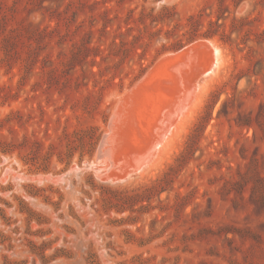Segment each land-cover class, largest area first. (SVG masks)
<instances>
[{
    "label": "rangeland",
    "instance_id": "1",
    "mask_svg": "<svg viewBox=\"0 0 264 264\" xmlns=\"http://www.w3.org/2000/svg\"><path fill=\"white\" fill-rule=\"evenodd\" d=\"M169 97L197 104L169 149L102 179L144 164ZM0 264H264V0H0Z\"/></svg>",
    "mask_w": 264,
    "mask_h": 264
},
{
    "label": "bare ground",
    "instance_id": "2",
    "mask_svg": "<svg viewBox=\"0 0 264 264\" xmlns=\"http://www.w3.org/2000/svg\"><path fill=\"white\" fill-rule=\"evenodd\" d=\"M200 42V41H199ZM199 42H198V45H199ZM203 42H205V41H203ZM205 46L207 45L208 46V51H209V47H211L212 49V51H211V57H210V64H209V60H208V64H209V66H208V68L206 69V70H204L203 69V67H202V69L204 70V73H203V76L205 77V79H206V76H209L210 74H212V73H214L215 72V70L218 68V67H220L219 65H220V63H221V51H220V49L213 43V42H210L209 41V43H207V44H204ZM203 45V46H204ZM197 46V45H196ZM201 46V45H200ZM198 47V46H197ZM188 49H190V48H188ZM197 50H199V49H197ZM188 51V50H187ZM190 52L191 51H195V48H192L191 50H189ZM187 53H189V52H187ZM176 54V53H175ZM183 54H184V52H183ZM203 54V53H202ZM178 55V54H177ZM185 55V54H184ZM200 55V54H199ZM198 55V56H199ZM168 56V55H167ZM169 56H171V58H173L172 57V55L171 54H169ZM183 57L181 56V59H182ZM201 58V57H200ZM185 59V58H184ZM184 59L182 60V61H184ZM187 59V58H186ZM203 59V58H202ZM206 59V58H205ZM167 60V59H166ZM178 60H179V58H178ZM174 61H176V60H174ZM191 61H192V59H191ZM190 61V62H191ZM178 62V61H177ZM188 62V61H187ZM199 62H202V61H200L199 60ZM197 63V62H196ZM195 63V64H196ZM205 63V62H204ZM206 65H207V63H205ZM222 64V63H221ZM165 65V64H164ZM168 65V64H167ZM174 65H175V62H174ZM204 65V64H203ZM189 67V66H188ZM191 67V66H190ZM189 67V68H190ZM192 67H193V65H192ZM200 67V66H199ZM199 67H197V68H199ZM156 68V67H155ZM195 68V67H194ZM186 69V68H185ZM200 69V68H199ZM169 70H173V69H170L169 68ZM186 70H190L191 71V68L190 69H186ZM185 70V71H186ZM201 70V69H200ZM199 70V71H200ZM161 71V70H160ZM159 71V72H160ZM162 71H164V70H162ZM166 71V70H165ZM168 72V71H167ZM173 72V71H172ZM192 72V71H191ZM190 72V73H191ZM194 72V71H193ZM201 72V71H200ZM218 72V71H217ZM185 73V72H184ZM183 73V74H184ZM198 72L196 71V74H197ZM160 75H161V73H159ZM171 74V73H170ZM173 74H175V73H173ZM177 74V73H176ZM214 74H216V72L214 73ZM164 75H166V74H164ZM163 74H162V76H163V78H165V76H164ZM169 75V74H168ZM167 75V76H168ZM192 75H193V73H192ZM191 75V76H192ZM199 75H201V74H199ZM186 76H188L187 74H186ZM198 76V75H197ZM152 77H154L153 76V73H152ZM156 77H157V74H156ZM161 77V76H160ZM193 77V76H192ZM191 77V78H192ZM195 77V76H194ZM193 77V78H194ZM201 77H202V75H201ZM200 77V78H201ZM159 78V77H158ZM157 78V79H158ZM162 78V77H161ZM166 78H168V77H166ZM172 78V77H171ZM185 78V77H184ZM199 77H196V80L198 79ZM202 79V78H201ZM204 79V78H203ZM154 80H156L155 78H154ZM161 80V79H160ZM171 80H173V79H171ZM188 81H189V79H188ZM193 81H195V80H193ZM202 81H204V80H202ZM163 82V81H162ZM165 83H166V81H164ZM205 82V81H204ZM158 83V82H157ZM172 83H174L173 85H175V82L173 81ZM194 83V82H193ZM137 84V83H136ZM151 84V83H150ZM168 84H171V83H168ZM167 84V85H168ZM197 84V83H196ZM158 85V84H157ZM162 84H160V86H161ZM178 85V84H177ZM176 85V86H177ZM205 85H206V83H204V84H201L200 82H199V84L197 85L198 86V92H196L197 94L195 95L196 96V100L194 101L195 103H197V101L200 99V97H201V93L203 92L202 90H204L205 89ZM159 86V87H160ZM163 86V85H162ZM161 86V87H162ZM151 87V86H150ZM153 87H154V85H153ZM157 87V86H156ZM155 87V88H156ZM163 87H165V86H163ZM161 88V89H164V88ZM190 88V87H189ZM169 89H171V91H172V87L171 88H168V90ZM175 90L176 89H178V88H174ZM184 89V88H183ZM193 89H195V88H193ZM160 90V89H159ZM158 90V91H159ZM166 90H167V87H166ZM186 90H189L188 88L186 89ZM162 91V90H161ZM166 92H170V90L169 91H166ZM176 92V91H175ZM187 92V93H186ZM194 92V91H193ZM143 93V92H142ZM144 93H146V94H148L149 95V92L147 93V92H144ZM154 93V92H153ZM158 93V92H157ZM156 93V94H157ZM173 93V92H172ZM185 93L186 94H188L189 93V91H185ZM195 93V92H194ZM140 94V93H139ZM159 94V93H158ZM168 94V93H167ZM186 94H185V96H186ZM190 94H191V91H190ZM169 95H172V94H168V96ZM173 95H174V93H173ZM137 96V94H135V97ZM142 96V95H141ZM147 96V95H146ZM145 96V97H146ZM151 96L153 97V95H152V92H151ZM157 96H159V98H160V95H157ZM162 96H163V93H162ZM164 96H165V94H164ZM181 96V95H180ZM184 96V97H185ZM189 98H190V96L191 95H187ZM187 96H186V98H187ZM133 97V96H132ZM131 97V98H132ZM142 97H144V96H142ZM144 97V99H146ZM149 97H150V95H149ZM156 97V96H155ZM154 97V98H155ZM171 97H173V96H171ZM175 98H176V96H174ZM130 98V97H129ZM131 98L129 99L130 101H129V103H131V104H133V102L132 101H134L135 99L137 100V98H133L132 100H131ZM141 97H140V95H139V98L138 99H140ZM147 98H148V96H147ZM166 98H168V97H166ZM165 98V99H166ZM170 98V97H169ZM186 98H183V102H184V99H186ZM143 99V98H142ZM153 99V98H152ZM157 99V98H156ZM155 99V100H156ZM149 100L150 101H153V100H151L150 98H149ZM176 100V99H175ZM143 101V100H142ZM142 101L140 102V103H142ZM169 100H167L166 102L165 101H162L161 103H158V101H157V103L158 104H161L160 106H158V107H160V113H158L159 114V122L160 121H162L163 120V123H165V122H167L166 121V116L168 115V116H170L172 119L169 121V124H168V127H169V129L167 128V130L165 129L166 128V126L164 127V130L163 129H159V131H155V133H154V136H153V138L155 139V144L153 145V147H151L150 149H149V151H148V155H146L147 156V158H146V156H145V159H144V164L141 166V167H139V168H137V169H132L131 170V172L132 173H124V174H121L120 176H119V178L117 179V178H112V176H113V174H114V172H112V176L110 175V177H108V176H105L104 175V169H105V167L106 168H114V164L110 161V160H104L103 161V157H107V155L109 154L108 153V148L110 147V145H109V142H110V140H109V136H108V138H106V140L105 141H103V143H102V145H101V150L102 151H100V157H102L101 159V161L99 162V164H94L93 166V168H95V170H96V172L100 175V177H102V179H111L112 180V182H116V181H119L120 182V180H122V181H124V180H126V178H128L129 177V179H130V177H131V175H133L134 173H138V172H140V171H142V172H145V170L144 169H147L148 167H151V165H153L158 159H160V157L162 156V154L163 153H165L168 149H169V147H170V144H171V141H172V139H173V133H174V131H175V133H179L181 130H182V128L185 126V124H186V122L189 120V118L191 117V115L193 114V112H194V109H195V106L197 105V104H195L194 102V104L192 103V105L190 106V105H184V106H181V107H183V108H181L180 106H178L177 104H176V102H172V100H171V98H170V101L172 102L171 104H168L167 102H168ZM178 101V100H177ZM188 101H191V100H188ZM136 102V101H135ZM137 102H139V100L137 101ZM144 102V101H143ZM149 102V101H148ZM154 102V101H153ZM164 102H165V104H164ZM180 102H182V100L180 101ZM129 103H127V104H129ZM156 103V104H157ZM191 103V102H190ZM126 103L124 104V105H122V106H124V108L126 107V106H128ZM130 104V106H132ZM150 104V103H149ZM155 104V105H156ZM119 105V104H118ZM151 105H154V104H150V106ZM198 105H199V103H198ZM135 106V105H134ZM140 107H141V104L139 105ZM147 106H149L148 104H146V106L145 107H147ZM116 107V106H115ZM142 107H144V106H142ZM144 107V108H145ZM155 107V106H154ZM127 108V107H126ZM134 108V107H133ZM133 108H132V110H133ZM139 108V107H138ZM148 108V107H147ZM198 108V107H197ZM128 109V110H127ZM126 110L129 112V111H132V110H129V108H127ZM149 109V108H148ZM151 109H152V107H151ZM154 109V108H153ZM152 109V110H153ZM114 110H115V108H114ZM135 110V109H134ZM150 110V109H149ZM152 110H150V111H152ZM158 110V111H159ZM124 111V110H123ZM137 111V109L135 110V112ZM140 112H141V110H139ZM155 112H156V108H155V111H154V113H153V115L152 116H154L155 115ZM114 113V112H113ZM143 113V112H142ZM142 113H139L138 112V115L139 114H141L142 115ZM149 114V113H148ZM147 114V115H148ZM156 114H157V112H156ZM161 114V115H160ZM124 115V114H123ZM146 115V114H145ZM144 114H143V116H145ZM147 115L145 116V118H147ZM150 115V114H149ZM127 116V115H126ZM126 116H125V118H123L124 120L125 119H127L126 118ZM152 116H149V118H151L152 119ZM155 116H157V115H155ZM121 118H122V116H121ZM128 118H129V116H128ZM123 119H121V121L123 120ZM130 119V118H129ZM135 119H137L138 120V118H135ZM139 119H141V118H139ZM148 119V118H147ZM150 119V120H151ZM154 120L156 119V118H153ZM158 119H156V120H158ZM124 120H123V122L122 123H124ZM150 120H148V122L150 121ZM155 120V121H156ZM120 121V122H121ZM140 121V120H139ZM142 121V120H141ZM144 121V120H143ZM146 121V120H145ZM152 121V120H151ZM121 123V124H122ZM130 123H132L131 121H130ZM130 123L128 124L129 126H130ZM134 123V122H133ZM157 124H156V126L158 125V121L156 122ZM143 124V123H142ZM146 124H148V123H146ZM155 124V123H154ZM123 125V124H122ZM138 125H141V124H138ZM149 125V124H148ZM165 125V124H164ZM125 126V125H124ZM124 126H123V128H124ZM151 126V125H150ZM119 127H121V126H119ZM126 127V126H125ZM139 127V126H138ZM153 127H155L154 125H153ZM174 127V128H173ZM122 128V127H121ZM121 128H120V131H123V130H121ZM130 128H131V126H130ZM137 128V127H136ZM173 128V129H172ZM129 129V128H128ZM135 129V128H134ZM148 129V130H147ZM152 129H154V128H152ZM151 129V131L152 132H154L153 130ZM171 129H172V131L173 132H171ZM113 130V129H112ZM127 130V129H126ZM136 130V129H135ZM142 130V129H141ZM140 130V131H141ZM146 130L147 131H150L149 130V127L148 128H146ZM145 129H144V131H146ZM134 131V130H133ZM150 131V133H152ZM131 132V131H130ZM130 132H128V133H130ZM122 133V132H121ZM125 133H126V131H125ZM133 133V132H132ZM136 132H134V134H135ZM146 133V132H145ZM149 132H147V134H148ZM122 134H124V132L122 133ZM134 134H132V136L134 135ZM147 134H145L144 136H146ZM125 135V134H124ZM130 136V135H129ZM117 137V136H116ZM115 137V139H117ZM136 137V134H135V136H134V138ZM138 137V136H137ZM142 137H143V135H142ZM146 137H148V136H146ZM132 139H133V137H131ZM145 138V137H144ZM149 139H151L150 138V136L148 137ZM123 139V138H122ZM128 139V138H127ZM130 139V138H129ZM128 139V140H129ZM118 140V142L120 141V138L119 139H117ZM136 140V139H135ZM141 140L143 141V139H140L139 141L141 142ZM145 140H147L146 138H145ZM116 141V140H115ZM126 141V140H125ZM117 142V141H116ZM124 142V141H123ZM136 142V141H135ZM135 142H133V144L135 143ZM125 144H126V146L128 145V143L129 142H124ZM132 143V142H131ZM139 143V142H138ZM143 143V142H142ZM109 145V146H108ZM121 146L123 145V144H120ZM141 145H143V144H141ZM149 145H151V144H149ZM125 146V147H126ZM136 146V145H135ZM138 146V145H137ZM137 146H136V148H137ZM120 146H119V144H118V148H119ZM123 147V146H122ZM121 147V148H122ZM147 148H148V146H147ZM123 149H124V147H123ZM110 150V149H109ZM129 150H130V148H129ZM136 150H139L138 148L136 149ZM132 151V150H131ZM113 152V151H112ZM140 152H141V150H140ZM135 152H133V154H134ZM137 154H138V152H136ZM125 154H126V152H125ZM132 154V155H133ZM111 155V154H110ZM139 155V154H138ZM109 156V155H108ZM127 156V155H126ZM125 156V157H126ZM149 156V157H148ZM113 157V156H112ZM116 158V160H118L119 158H120V156L118 155V158H117V156L115 157ZM115 158H114V160H115ZM113 160V159H112ZM113 160V161H114ZM115 160V161H116ZM154 160V161H153ZM138 162V161H137ZM141 162V161H140ZM153 162V163H152ZM116 163V162H115ZM130 164V163H129ZM137 164V163H136ZM97 165V166H96ZM103 165H105V166H103ZM138 165V164H137ZM126 167V166H125ZM134 167L136 168V166L134 165ZM147 167V168H146ZM77 168V167H76ZM119 168H120V166H119ZM123 168V167H122ZM150 169V168H149ZM128 170V169H127ZM117 172H115V174H116ZM141 173V172H140ZM102 174V175H101ZM115 174H114V177H116L115 176ZM139 174V173H138ZM118 175V174H117ZM140 175V174H139ZM137 176V175H136ZM132 178H133V176H132ZM102 181H104V180H102ZM106 182V181H105ZM108 182V181H107ZM119 182H117L118 184H119ZM127 182V181H126ZM110 183V182H109ZM123 183V182H122ZM111 184V183H110ZM115 184V183H114ZM116 185V184H115Z\"/></svg>",
    "mask_w": 264,
    "mask_h": 264
},
{
    "label": "trees",
    "instance_id": "3",
    "mask_svg": "<svg viewBox=\"0 0 264 264\" xmlns=\"http://www.w3.org/2000/svg\"><path fill=\"white\" fill-rule=\"evenodd\" d=\"M30 27V26H29ZM25 31H28V27H22L21 29H18L14 32L13 35L9 36L8 38L5 39L4 41V51L6 56L11 57L14 55H17V47L19 46V38L23 35ZM205 36L209 37L211 36L210 34H206ZM87 50V49H86ZM14 51V52H12ZM77 53L74 54V57H77Z\"/></svg>",
    "mask_w": 264,
    "mask_h": 264
},
{
    "label": "water",
    "instance_id": "4",
    "mask_svg": "<svg viewBox=\"0 0 264 264\" xmlns=\"http://www.w3.org/2000/svg\"><path fill=\"white\" fill-rule=\"evenodd\" d=\"M162 1H165V0H162Z\"/></svg>",
    "mask_w": 264,
    "mask_h": 264
}]
</instances>
